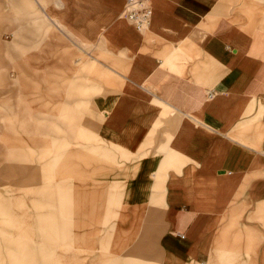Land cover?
<instances>
[{
	"label": "crops",
	"instance_id": "obj_1",
	"mask_svg": "<svg viewBox=\"0 0 264 264\" xmlns=\"http://www.w3.org/2000/svg\"><path fill=\"white\" fill-rule=\"evenodd\" d=\"M44 1L59 37L32 29L9 64L27 107L0 103V222L59 216L62 199V236L27 237L33 264L60 239L62 264H264V0H148L143 31L127 0ZM70 117L75 161L51 188L50 137L3 126ZM24 238L0 236V264Z\"/></svg>",
	"mask_w": 264,
	"mask_h": 264
},
{
	"label": "rangeland",
	"instance_id": "obj_2",
	"mask_svg": "<svg viewBox=\"0 0 264 264\" xmlns=\"http://www.w3.org/2000/svg\"><path fill=\"white\" fill-rule=\"evenodd\" d=\"M39 1L42 2L43 8L47 6L46 1ZM40 8L41 4L38 2V0H0V73L2 70L3 75V79L0 78V103H3L2 113L4 115L13 114V108L17 109L15 113L18 112L19 115L20 112H23L19 109H25L27 107L23 105L27 103V96L25 95V93H23L22 95V100H19V93L16 87L20 84V81H12V69L9 66L11 56L21 53V51H25L27 49L26 40L28 37L30 39H33L32 29L34 28V38H36V41H42V39L44 38L59 37L56 32L57 30H60L57 27V30L54 28V24L52 25V23L49 21L50 19L48 16L50 15L48 13H45V16L47 17L46 18ZM32 17H34V22L32 20ZM54 20L58 21L56 18H54ZM17 42L18 44H20V46H16ZM94 66L96 65L93 64L92 67L88 70L89 74L91 75ZM48 84L52 93L60 92L56 82H48ZM67 117L68 116H64V119ZM66 120H68V122L71 124V127L68 125L60 127L57 126V123L62 122V118H56L55 121L53 120L52 123L54 122L56 124L51 126H29V128H24V126H16L13 128H9L5 125L3 126V132H14L17 135H26V130H30V133H35L37 137L42 138V135L50 137V139L52 140L50 147L51 158H40L38 159V163L40 165L47 164L44 172H42L51 188H53L55 184L57 185L60 165H62L63 185H65L66 181L69 182L68 178L65 180V167L73 165L75 161V159L72 158L73 153H70V151L74 149L75 144L74 142L67 143L65 140L68 137L75 136L76 128H74L73 126L74 122L76 123V119L71 118ZM4 123L6 124V122ZM85 133L87 132H83L82 134ZM60 153H62V159L58 158ZM70 156L72 157L70 158ZM164 177L165 176L161 175L157 177V184L155 189L156 193H158L160 196L161 194H163L164 190ZM46 208L47 207L36 206L33 209L40 212L45 210ZM23 209L28 211L27 207ZM50 209L52 210V212L55 211L54 207H51ZM58 212L59 216H55L53 218H19L18 221H11V218H2V221L0 222V236H6V233L10 231H16L19 232L20 236H25L24 240H21L24 243L20 244V248L24 253L21 254L18 258L19 264H33L38 262L36 260L34 251L30 250L29 248V239L27 237L37 236L38 232H40L41 235V233L45 231L58 233L59 236H62V199L60 201ZM70 219L71 218H63V231L66 230L65 220L68 221L67 230L75 229L73 223L69 222ZM71 224L73 225L72 227H70ZM59 241L61 242V244L55 245V247L57 248H53L54 250L50 254L43 256L45 263L62 264V239H60Z\"/></svg>",
	"mask_w": 264,
	"mask_h": 264
},
{
	"label": "built area",
	"instance_id": "obj_3",
	"mask_svg": "<svg viewBox=\"0 0 264 264\" xmlns=\"http://www.w3.org/2000/svg\"><path fill=\"white\" fill-rule=\"evenodd\" d=\"M121 16L138 31L146 30L151 22L152 7L148 0H127Z\"/></svg>",
	"mask_w": 264,
	"mask_h": 264
}]
</instances>
